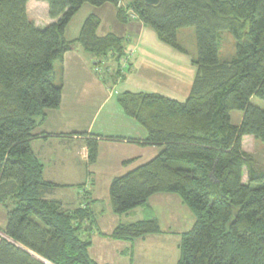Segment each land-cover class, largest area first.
I'll list each match as a JSON object with an SVG mask.
<instances>
[{
    "label": "trees",
    "instance_id": "trees-1",
    "mask_svg": "<svg viewBox=\"0 0 264 264\" xmlns=\"http://www.w3.org/2000/svg\"><path fill=\"white\" fill-rule=\"evenodd\" d=\"M29 1L0 0V206L7 211L0 264H99L89 255L91 233L98 230L95 212L88 203L68 208L50 197L70 185L44 178L31 141L48 110L61 106L63 85L55 82V62L74 43L96 56L124 53V38L98 36L96 14L85 19L77 38L65 37L84 4L119 0H45L53 22L43 28L29 18ZM127 7L180 51L185 50L178 30L194 27L198 56L184 101L160 93L117 94L125 114L147 129L142 143L163 148L113 179L112 210L127 213L147 206L154 194L179 193L196 223L183 235L177 264H264V168H256L243 148L247 135L264 142V109L252 103L253 97L264 100V0H160L157 5L129 0ZM118 17L129 20L120 8ZM225 30L237 40L231 60L219 56ZM108 76L116 83L126 74ZM232 110L243 111L239 125L231 122ZM86 142L89 162L95 163L99 143ZM146 213L143 220L117 225L110 235L133 240L162 232L150 207Z\"/></svg>",
    "mask_w": 264,
    "mask_h": 264
},
{
    "label": "crops",
    "instance_id": "crops-1",
    "mask_svg": "<svg viewBox=\"0 0 264 264\" xmlns=\"http://www.w3.org/2000/svg\"><path fill=\"white\" fill-rule=\"evenodd\" d=\"M33 1L30 0L28 5ZM123 2L128 6L129 0ZM87 4H84L79 12ZM91 6L86 16L96 14L100 17L101 25L97 31L99 36L115 33L124 38L129 47L132 44L135 51L137 49L139 51L141 48L139 40L141 39V42L144 40L149 26L144 24L138 15L129 17L127 22H122L119 20V8L116 4L105 3L101 6ZM28 15L30 16V8H28ZM33 19L40 23L36 17ZM52 21L50 19V22ZM40 25L37 26L40 27ZM130 35L134 39L133 43L127 41ZM77 36L67 39L71 41ZM158 40L162 42L159 38ZM135 42L138 43V48ZM154 50L156 51L157 48ZM141 51L143 58H138L137 61L135 54L131 71L126 73L124 79L114 83L107 79L109 76L106 77L108 82L102 80L92 69V54L85 51L79 43H74L64 59L57 61V64L55 62V82L63 85L61 106L48 110L46 120L34 129V138L31 141L34 153L44 165V178L55 183L70 185L57 188L50 197L60 199L68 208L88 203L95 212L98 230L95 229L91 233L92 243L89 255L99 264H136L137 250L146 244L148 239L156 238L155 236H159L160 233L159 235L158 233L157 235L147 234L133 240L115 239L110 234L121 223H133L145 219L147 207L156 211V217L162 225L161 230L167 228L168 234L186 233L196 223L195 213L178 193L154 194L146 202L147 206H138L123 214H117L112 210L109 195L108 201L105 202L107 207L100 201L97 193H93L92 199H89L90 193L87 194V189L90 192L97 191L94 179L101 176L98 169L101 153H104L105 156L102 157L106 159V162H113L106 168V177L110 184L114 177L121 176L147 162L163 148L142 143L148 137L147 129L136 119L125 114L118 104L117 93L113 88L121 85L122 90L119 93L124 91L160 93L178 100H181L180 96L186 95L181 101L186 100L191 89L194 79L192 82H188L187 79L183 81L181 69L176 65V61L170 63V60H165L164 62L161 61L164 59L162 57L155 58L157 54L153 53L154 51L145 48ZM137 64H141L145 69L140 71ZM87 138H95L99 143L97 161L93 164H90L88 158ZM106 145L108 147H104ZM128 160L131 162L124 164V161ZM77 185L82 186L77 188L79 198L77 204L59 194L61 190L75 188ZM73 190L76 192V189ZM105 217H109L110 220L105 221L106 226L103 227ZM6 224L7 211L0 206V239L6 238L3 233ZM152 250L144 256L143 264H160V260H157ZM138 264L142 263L139 261Z\"/></svg>",
    "mask_w": 264,
    "mask_h": 264
},
{
    "label": "rangeland",
    "instance_id": "rangeland-1",
    "mask_svg": "<svg viewBox=\"0 0 264 264\" xmlns=\"http://www.w3.org/2000/svg\"><path fill=\"white\" fill-rule=\"evenodd\" d=\"M123 1H127V0H119L117 7L120 9H123L124 13L128 17H132V18L135 17L137 13H135L133 9L128 8L127 5L124 4ZM90 7H92L91 4H87L81 12H79L78 14L74 16V18L72 19V21L69 23L67 27L66 38L70 39L78 35V32L83 22L88 17V15L86 16V14L88 12V9H90ZM28 8H30V16L29 15L28 16L31 20H33L36 23V25L41 24L40 27L43 28L53 22V21L50 22L51 18L49 17V5L45 0H34L32 4H29V5L27 4V11H28ZM33 17H36L40 21V23L35 21ZM156 34H157L156 31L153 28L149 27L144 36V40H142V42H141V39L139 40V45L141 48L139 49V51L137 49L136 51L133 52L134 55L136 54L135 58H137V61H138V58L140 59L143 58V53L141 51L143 48L150 50V51H154L153 53L157 54L155 58L156 57L164 58L161 61L165 62V60L167 61L170 60V63H173L176 61L177 63L176 65H178V67L181 69L180 73H181V78L183 79V81H186L187 79L188 82H192L196 74V66L193 63V59L197 58L198 56L197 38H196L195 28L185 27V28H180L178 30V40H179V43L183 46L185 51H180L166 44H163L162 42L158 40ZM132 40L134 39H132L130 35L127 41L133 43L134 41ZM124 44H125V50H124V53L120 56H118L113 51H110L107 55H102V56H96L92 54L93 56L92 62H91L92 69L94 70L95 62H98V60H102V61L104 60L105 62H108L109 65H111L113 68V70L111 71L112 73L110 75L112 74L114 75L118 71L123 73L124 70H122L121 68V65L123 64L121 63L123 58L128 61L129 60L128 56L131 55L132 50H135V47L132 44H130V47H129V44H126V41ZM236 44H237L236 37L230 31H227V30L222 31L221 47H220V52H219L220 59L221 60H228V59L231 60L232 58H234L236 56ZM139 45L137 43V48L139 47ZM160 45H164L165 47L163 48ZM154 48H157V50L159 51L157 50L155 51ZM132 61H133V58L131 56L130 63H129L130 67L123 74H126L129 71H131ZM57 63L58 62H56V64ZM137 65L140 71H143L145 69L141 64H137ZM162 65H161V68H163ZM106 73L109 75L108 72H105L103 75H105ZM176 77L178 78L177 74H176ZM119 80H122V79L119 78L118 81ZM175 83L177 84V82ZM113 89L114 91H117V94H118L122 90V86L118 85L114 87ZM185 97L186 95H182L179 98L183 100ZM252 103L264 109V100L258 97H253ZM230 116H231L232 124L239 125L243 117V111L242 110H232L230 113ZM104 147H108V145ZM243 148L245 151L252 154L253 157L255 158L256 168L258 169L264 168V142L262 140L256 138L255 136L247 135L243 137ZM104 149L108 150V148H104ZM103 155L104 153H101L100 163L98 164V169H100L99 172H101L100 174L101 176L99 178L94 179V181L96 180L97 191L90 192L89 189H87L88 191L87 194L90 193V196L87 195V197L89 196V199H92L94 197V194L97 193L98 194L97 196L100 199V201L102 203H105L108 201L107 197L110 192V186L115 177L112 179L111 183L109 184V179L106 177V168L110 167L112 165L111 163L113 162L111 163L106 162L105 161L106 159L102 157ZM90 164H93V163H90ZM113 169L115 170V168ZM247 172H248L247 168H244L243 179L245 182L248 181ZM78 187H82V186H77L75 188H72V187L66 188L65 190H61L59 194L62 195L63 197L65 196L64 198L72 201L74 204H77L79 202V198L77 196ZM73 189H76V192H74ZM172 193H176V192H172ZM105 204H103V206H105ZM148 211L149 210H147V213L149 214ZM152 214L157 216L156 211H154L153 209H152ZM108 220H110L109 217L104 218L103 224H102L103 227L106 226L105 221H108ZM166 230L167 228H163L162 232H160V235L158 233L159 236H155L156 238L148 239L146 244L142 245L141 248L137 250V254H136L137 257L135 259L136 264H138L139 261L143 264V261H145L144 256H146V254L151 249H153L152 253L156 255L157 260H160L159 261L160 264H177L180 258V255H179L181 253L180 245L182 243L184 233L183 234L181 233L168 234L166 233ZM154 235H157V233H154ZM174 238H176V240Z\"/></svg>",
    "mask_w": 264,
    "mask_h": 264
},
{
    "label": "built area",
    "instance_id": "built-area-1",
    "mask_svg": "<svg viewBox=\"0 0 264 264\" xmlns=\"http://www.w3.org/2000/svg\"><path fill=\"white\" fill-rule=\"evenodd\" d=\"M135 50H132V52H131V55H129L128 56V58H129V60L127 61L126 59H124L123 58V60H122V62L121 63H123L122 65H121V68H122V70H124L123 71V73L125 72V71H127V69L130 67L129 66V63H130V59H131V56H132V58H133V56H134V52ZM113 70V68H112V66L111 65H109V63L108 62H105L104 60L102 61V60H98V62H95L94 63V71L98 74V75H100V77H101V79H105V77H106V75H108L107 73L105 74V75H103L105 72H108L109 74H111L112 71ZM115 93H117V91H115Z\"/></svg>",
    "mask_w": 264,
    "mask_h": 264
},
{
    "label": "water",
    "instance_id": "water-1",
    "mask_svg": "<svg viewBox=\"0 0 264 264\" xmlns=\"http://www.w3.org/2000/svg\"><path fill=\"white\" fill-rule=\"evenodd\" d=\"M148 5H157L160 0H145Z\"/></svg>",
    "mask_w": 264,
    "mask_h": 264
}]
</instances>
